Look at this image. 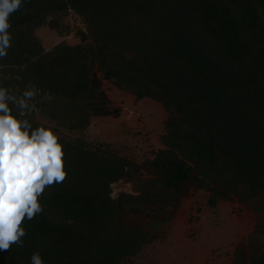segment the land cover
<instances>
[{
  "label": "trees",
  "instance_id": "obj_1",
  "mask_svg": "<svg viewBox=\"0 0 264 264\" xmlns=\"http://www.w3.org/2000/svg\"><path fill=\"white\" fill-rule=\"evenodd\" d=\"M69 10L87 33L46 51L36 31L59 32ZM9 23L0 86L40 90L30 112L9 105L33 129L49 128L37 112L70 132L119 117L103 80L169 118L164 148L143 164L58 135L66 179L45 188L43 211L25 218L22 246L0 251V264H31L35 252L43 264H124L151 242L126 217L169 222L191 188L210 208L237 200L258 215L232 264H264V0H23ZM123 180L137 194L113 199Z\"/></svg>",
  "mask_w": 264,
  "mask_h": 264
},
{
  "label": "rangeland",
  "instance_id": "obj_2",
  "mask_svg": "<svg viewBox=\"0 0 264 264\" xmlns=\"http://www.w3.org/2000/svg\"><path fill=\"white\" fill-rule=\"evenodd\" d=\"M84 26L75 18L74 25L68 18L58 31L47 26L37 35L47 48L58 42L78 45ZM75 29V37L68 35ZM103 88L114 108L121 111L119 117L107 116L92 119L84 132H70L49 122L39 112L37 120L68 140H83L92 147H101L138 164L152 160L164 148L162 136L169 115L158 102L137 98L120 91L103 80ZM144 177H148L144 173ZM113 199L121 193L137 194L134 185L123 180L112 185ZM208 193L191 188L176 209L169 222H154L144 215L130 214L127 221L133 227L150 234L151 242L136 257L124 264H232L236 249L247 244L255 229L258 215L248 206L233 202H221L217 208L208 205Z\"/></svg>",
  "mask_w": 264,
  "mask_h": 264
},
{
  "label": "clouds",
  "instance_id": "obj_3",
  "mask_svg": "<svg viewBox=\"0 0 264 264\" xmlns=\"http://www.w3.org/2000/svg\"><path fill=\"white\" fill-rule=\"evenodd\" d=\"M22 3L23 0H0V59L12 46L9 16L21 9ZM39 91L29 85L17 97L0 86V251H8L13 244L22 246L21 238L26 232L21 225L25 218L31 220L41 213L39 197L45 188L62 183L67 176L58 135L51 128L33 129L9 106L14 105L21 115L30 112L34 108L30 101ZM31 264H43L38 252L31 255Z\"/></svg>",
  "mask_w": 264,
  "mask_h": 264
},
{
  "label": "built area",
  "instance_id": "obj_4",
  "mask_svg": "<svg viewBox=\"0 0 264 264\" xmlns=\"http://www.w3.org/2000/svg\"><path fill=\"white\" fill-rule=\"evenodd\" d=\"M67 18L70 20V22H71L72 25H74L75 18H77L78 20L81 21V19L74 13L73 10H69V14H68V17ZM81 23H82V21H81ZM82 25L84 26L83 31L87 33L86 26L83 23H82ZM74 33H75V29L72 30L71 35H74Z\"/></svg>",
  "mask_w": 264,
  "mask_h": 264
},
{
  "label": "crops",
  "instance_id": "obj_5",
  "mask_svg": "<svg viewBox=\"0 0 264 264\" xmlns=\"http://www.w3.org/2000/svg\"><path fill=\"white\" fill-rule=\"evenodd\" d=\"M45 27V26H44ZM47 27H49V26H47ZM43 28V27H42ZM50 28V27H49ZM41 29V28H40ZM40 29H38V30H40ZM38 30L36 31V34H37V32H38ZM55 31H57V30H55ZM75 35V34H74ZM74 35H68L67 37H69L68 39H70V38H72V37H75ZM38 36V35H37ZM39 37V36H38ZM41 40V39H40ZM42 41V40H41ZM81 42V41H80ZM42 43H43V41H42ZM59 43H61V42H58V43H56V44H54L53 46H51L50 48H47L45 45H44V43H43V46H44V48L46 49V51H50L53 47H55L56 45H58ZM79 44V43H78ZM70 45H72V44H70Z\"/></svg>",
  "mask_w": 264,
  "mask_h": 264
}]
</instances>
